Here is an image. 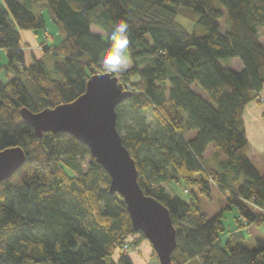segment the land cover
I'll return each instance as SVG.
<instances>
[{"label": "trees", "instance_id": "16d2710c", "mask_svg": "<svg viewBox=\"0 0 264 264\" xmlns=\"http://www.w3.org/2000/svg\"><path fill=\"white\" fill-rule=\"evenodd\" d=\"M219 2L226 29L214 0H0V72L8 79L0 76V151L19 147L26 156L0 183V264H134L122 247L146 241L134 232L122 198L109 194V176L88 148L64 132L36 138L20 114L71 103L91 76L108 73L97 56L119 21L129 24L132 66L110 73L131 93L116 107V128L138 185L169 211L177 244L172 264H264V238L239 233L264 222V173L249 158L243 120L257 100L264 122V0ZM43 10L61 40L43 43V55L28 59L23 34L46 33ZM177 17L201 34L188 33ZM223 59H237L241 70L222 66ZM209 147L225 157L216 168L204 166ZM171 183L206 196L212 185L222 191L225 209L237 213L224 244L223 210L208 217L192 197L170 193Z\"/></svg>", "mask_w": 264, "mask_h": 264}, {"label": "water", "instance_id": "95a60500", "mask_svg": "<svg viewBox=\"0 0 264 264\" xmlns=\"http://www.w3.org/2000/svg\"><path fill=\"white\" fill-rule=\"evenodd\" d=\"M130 96L117 77L100 73L88 79L85 92L75 101L39 113L21 110L20 114L36 138L64 132L86 146L109 176V194L119 195L126 205L134 232L148 241L159 264H172L177 244L169 211L138 185L135 162L116 128V107ZM25 159L19 147L0 151V183L21 168Z\"/></svg>", "mask_w": 264, "mask_h": 264}, {"label": "rangeland", "instance_id": "374dc122", "mask_svg": "<svg viewBox=\"0 0 264 264\" xmlns=\"http://www.w3.org/2000/svg\"><path fill=\"white\" fill-rule=\"evenodd\" d=\"M214 4L220 8V10L223 11V16L220 19V25L222 27V29H226L227 28V23H226V14H225V10L224 8L221 6L219 0H214ZM42 16L44 17V20L46 22V27H47V32H49L50 35L53 36L54 41H49L48 44L52 45V44H58L61 40L60 35L57 32V27L55 26V24H53V22L51 21L48 12H46L45 10L42 11ZM176 22L182 27L184 28L188 33H193L195 32V34H201V30H199V28H196L195 25L186 20L183 19L181 17H177L176 18ZM92 33H97V34H102V32H100L98 29L92 27L91 28ZM259 33H260V42L262 43V45L264 46V31L259 29ZM40 37V39H43L42 34L38 35ZM1 64L5 63V58L2 55L1 60H0ZM221 64L222 66L226 67V68H230L232 70L235 71H239L241 70V64L237 59H223L221 60ZM132 66L131 62L128 60V66L126 69L130 68ZM0 76L3 79V81L8 80L6 77V74L2 71L0 72ZM147 123L149 125V128L151 130H155L156 129V122L153 119L152 115L150 113L147 114ZM194 133H190L187 136H192ZM224 156L223 154H221V152L217 149H214L212 147H209L207 152L204 155V166H206L207 168H216V166L218 165L219 162L224 160ZM87 162L88 159L86 158L84 160V162L81 164L82 165V169L84 171H86L87 169ZM68 171V170H67ZM69 174H71L68 171ZM167 190L170 193H174V194H178L182 197H192V199L194 200L193 203L196 204L199 209L205 213L208 217H212L216 214H218L220 212V210L222 211L223 214V225H224V232L220 235V240L221 242L224 244L225 240L227 239V236L229 234V232L235 231L236 230V223H235V217L237 215L236 211L232 208V209H228L226 210V201L225 198L222 194V191L217 187L212 185L210 187V192H209V196H206L205 194L201 193L200 190L195 187V186H188L185 187L184 185H180V192H174L177 187H174V184H167ZM185 190H187V193H185L184 195H182V193L185 192ZM239 233L241 234H248V236H252L251 235V229L248 227L245 230H241ZM245 235V234H244ZM247 237V236H246ZM83 240L78 238V243L80 244ZM142 242V243H141ZM140 245L138 246V248H134V249H130L127 253L129 255H131L133 257V263L134 264H159L157 257L154 256V252L151 248V245L148 243V241H141ZM140 254H139V253ZM149 254L153 255V256H149ZM27 264H32L31 262L27 263ZM43 264V263H41ZM195 264V263H194Z\"/></svg>", "mask_w": 264, "mask_h": 264}, {"label": "crops", "instance_id": "0c3cea01", "mask_svg": "<svg viewBox=\"0 0 264 264\" xmlns=\"http://www.w3.org/2000/svg\"><path fill=\"white\" fill-rule=\"evenodd\" d=\"M99 35L104 36L103 33ZM42 37L43 39H40L38 35L31 32L23 34V43L26 45L24 47V52L27 55L28 59H30L31 56H34L35 58L41 57L43 53L40 45H42L43 43L49 45V41H54L53 36L50 35L49 32H47V27L46 33L43 34ZM53 45L54 44H52V46ZM259 98L264 99V88L260 91ZM262 112L263 107L257 103V100L250 102L243 112L246 136L250 145L249 158L260 173H264V122L261 117ZM174 192H180V187H177ZM184 194L185 193H182V195ZM249 228L251 229L252 236L250 238L252 240L264 238V222L258 227L250 226ZM251 242L253 241H250V243Z\"/></svg>", "mask_w": 264, "mask_h": 264}, {"label": "clouds", "instance_id": "9594fccd", "mask_svg": "<svg viewBox=\"0 0 264 264\" xmlns=\"http://www.w3.org/2000/svg\"><path fill=\"white\" fill-rule=\"evenodd\" d=\"M108 39L109 46L97 56V66L111 74L122 73L128 66L129 24L125 21L116 23Z\"/></svg>", "mask_w": 264, "mask_h": 264}, {"label": "built area", "instance_id": "2783aa9c", "mask_svg": "<svg viewBox=\"0 0 264 264\" xmlns=\"http://www.w3.org/2000/svg\"><path fill=\"white\" fill-rule=\"evenodd\" d=\"M241 220H243V219H241ZM244 222V221H243ZM128 250H129V247H128V245H124L123 247H122V249H121V251L124 253V252H128ZM150 264H152V263H150Z\"/></svg>", "mask_w": 264, "mask_h": 264}]
</instances>
